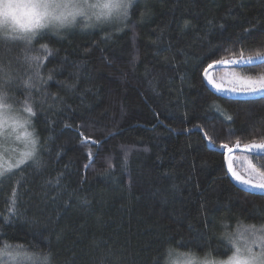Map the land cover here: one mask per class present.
<instances>
[{
    "label": "trees",
    "instance_id": "16d2710c",
    "mask_svg": "<svg viewBox=\"0 0 264 264\" xmlns=\"http://www.w3.org/2000/svg\"><path fill=\"white\" fill-rule=\"evenodd\" d=\"M85 24L34 42L27 55L41 57L39 79L23 45L0 48V67L13 78V107L26 99L33 105L28 130L39 140L40 161L13 168L0 183V249L50 253V264L229 257V235L264 226V196L233 182L219 146L264 142V97L231 102L221 97L237 94L218 95L203 74L213 61L264 52V0H134L126 20ZM229 69L264 75V65ZM29 77L32 88L24 83ZM213 101L232 120L210 108ZM20 151L1 153V160ZM233 154L264 172V156L236 151L229 159Z\"/></svg>",
    "mask_w": 264,
    "mask_h": 264
},
{
    "label": "snow or ice",
    "instance_id": "6c2138e0",
    "mask_svg": "<svg viewBox=\"0 0 264 264\" xmlns=\"http://www.w3.org/2000/svg\"><path fill=\"white\" fill-rule=\"evenodd\" d=\"M132 6L133 0H0V48L10 50L13 45H23L26 52L25 62L36 68L35 76L39 79L41 57L27 55L31 51L34 42L44 38L50 32L59 34L62 30L72 28L81 20L86 21V27L112 19L126 20ZM188 26V22L185 21L184 27L187 28ZM245 31L250 30L245 29ZM41 48L46 53L45 58L52 56V50L46 44L41 45ZM226 63L239 67L264 65V52H258L255 56L248 57H244L243 52H241L239 60L225 61L221 59L210 63L204 70V76L208 84L213 85L217 92L222 91L221 86L209 75V70L213 69L214 65ZM0 64H3L2 60H0ZM12 79L10 70L0 67V134H5V138L14 136L22 144L23 151L18 153V158L15 159L13 164H9L4 172H0V183H3L5 179L10 180L12 175H15L12 172L13 168H20L21 165L31 166L26 165V161L31 162L36 167L40 166L37 156L39 140L34 132L28 130L31 126V118L35 116V111L33 105L27 102V99L22 108L16 109L13 107L11 103L13 98L9 95ZM238 80L240 86L233 87L228 91L237 95L244 94L250 98L264 96V75L256 79L238 77ZM24 83L28 88L34 87L32 77H29ZM221 98H227L234 103L240 102L232 97ZM210 108L224 114L226 119L232 120V117L228 116L225 110L214 101ZM196 127L202 130L200 125ZM229 135H235V132L230 129ZM204 139L207 141L206 147L209 151L216 149V142L213 137L209 136L208 132H204ZM93 143L98 142L93 141ZM219 147L220 149H226L229 154L233 152V147H230L227 143H222ZM234 147L237 149L241 147L239 140H237ZM243 149L256 150V154L264 156V142L244 144ZM91 156L92 153L89 151L90 163ZM226 160L228 172L231 173V176L238 182V186L243 191H247L251 195L264 196V172H256L253 169V174L258 177L257 182L253 183L251 179H245L233 169L232 161L227 156ZM126 163L127 160H125V166ZM87 167L89 165H85V168ZM109 167H111V164H109ZM129 179L131 183V177ZM57 183H59V180ZM17 184H19V181H17ZM17 199V191L13 188L11 214H15ZM4 219L5 222L10 223L7 217ZM245 232L248 234L249 239H245L242 245L236 242L233 236H228V241L235 250L227 261L220 262V264H264V226L260 228L255 225L247 226ZM4 235L3 229L0 228V240L3 239ZM197 238L201 239L202 237L198 236ZM258 242L260 250L254 251L253 249ZM179 246L187 247V244L182 242ZM171 251L169 249V254ZM0 255L15 260L17 264H22L24 260L30 261L31 264H50V253L29 251L21 245H5L0 249ZM210 256L211 253H206L203 258H200L195 253H191L188 264H217L216 261L210 259ZM157 264H159V261H157Z\"/></svg>",
    "mask_w": 264,
    "mask_h": 264
},
{
    "label": "rangeland",
    "instance_id": "374dc122",
    "mask_svg": "<svg viewBox=\"0 0 264 264\" xmlns=\"http://www.w3.org/2000/svg\"><path fill=\"white\" fill-rule=\"evenodd\" d=\"M112 20H116V19H112ZM83 22L86 23V21H83ZM225 68L219 71L212 69L210 70L211 73L209 74L212 76V78L217 84H220L222 92L224 93L233 94L228 90L232 89L233 87L240 86L238 77H251L253 79H256L257 77H259V76H245V75L240 74L238 71L229 69V67H225ZM216 69H219V68H216ZM14 147H16L19 150H23L22 144L19 141H17L14 136H8L7 138H5V134H0V172H3L5 170L4 168H7L9 164H13L15 162V160L13 159V160L8 161L5 164L4 161L1 160L2 154L3 153L7 154V152L11 154V152L14 150ZM251 151H256V150H251ZM230 159L232 161L233 169L238 174L243 176L245 179H251L253 183L257 182L258 177L253 174V169H255L256 172H261V171L258 170L253 165V163L250 161L248 157L244 155H234L233 154L230 157ZM234 239L236 242L242 245L244 240L249 239V237H248V234L245 232V229H241ZM234 250L235 249L233 248V252ZM253 250L254 251L260 250L259 242L257 243V245L254 247ZM233 252L230 256L233 255ZM198 257L203 258L202 256H198ZM229 257L224 258V259H214V258H210V259L216 261L217 264H220V262L227 261ZM0 260H3L4 262L7 263L12 259H7L4 256L0 255ZM188 260H189V255L182 254L178 256L177 259H174L170 264H188Z\"/></svg>",
    "mask_w": 264,
    "mask_h": 264
},
{
    "label": "water",
    "instance_id": "95a60500",
    "mask_svg": "<svg viewBox=\"0 0 264 264\" xmlns=\"http://www.w3.org/2000/svg\"><path fill=\"white\" fill-rule=\"evenodd\" d=\"M225 68V67H239V66H236V65H232V64H228V63H226V64H223V65H214V67H213V69H216V68ZM210 70H212V69H210ZM210 70H209V72H210ZM203 76H204V74H203ZM204 81L206 82V84L215 92V93H217L218 95H221V96H228V94H226V93H224V92H222V91H220V92H217V90L213 87V85H211V84H208V82H207V80L205 79V76H204ZM230 96V95H229ZM249 97V96H241V95H231V97ZM257 97H264V96H257ZM252 98H254V97H252ZM236 151H247V152H256V151H251V150H244L243 149V147H240L239 149H237V148H233V152H236ZM232 152V153H233ZM231 154V153H230ZM230 154L229 153H227V151H226V153H225V161H226V166H227V169H228V165H227V160H226V156L229 158V156H230ZM228 174H229V176L231 177V179L233 180V182L236 184V185H238V182L231 176V173H229L228 172Z\"/></svg>",
    "mask_w": 264,
    "mask_h": 264
}]
</instances>
